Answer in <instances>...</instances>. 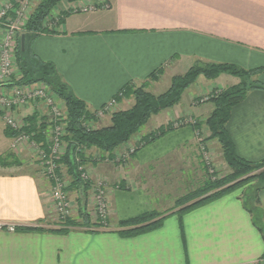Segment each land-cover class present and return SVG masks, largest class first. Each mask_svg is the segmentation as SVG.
Returning a JSON list of instances; mask_svg holds the SVG:
<instances>
[{
	"label": "crops",
	"instance_id": "0c3cea01",
	"mask_svg": "<svg viewBox=\"0 0 264 264\" xmlns=\"http://www.w3.org/2000/svg\"><path fill=\"white\" fill-rule=\"evenodd\" d=\"M78 3H99L108 8L87 15H68L61 25L53 27V33L36 39L33 51L42 61L55 65L91 112L102 108L127 84L145 85L147 91L160 95L169 89L173 77L184 75L197 63L233 64L245 70L264 68V0ZM64 6L60 12L67 13L68 5ZM159 69V79L151 81V74ZM256 79L264 85V72ZM240 82L229 74L215 80L200 77L179 104L162 112H167L163 122L142 132L141 137L183 117L204 123L214 109L199 116L188 109H199L207 102H199V98ZM164 83H169L167 90L156 93ZM184 96L187 105H183ZM134 104V98H124L118 102L117 110L130 109ZM33 114L47 116L35 103L16 116L25 120ZM109 124L110 120L106 125ZM228 131L242 159L264 160V90L253 89L234 107ZM8 141L13 148L15 137L7 132L5 123L4 127L0 123V225L17 227L15 232L0 228V264H264L263 237L240 200L244 189L182 217L168 216L162 227L145 234L119 233L121 221L172 207H164L160 197L153 194L152 186H147L148 178H172L170 168L177 169L179 161H191L198 173L194 169L193 178L204 179L198 163V136L191 126L176 129L127 158L123 171L120 165L116 167L114 172L119 177L114 176V182L107 187L110 227L97 233L80 227L66 233L54 231L59 221L53 210L51 181L40 166L32 168L30 149L25 146L11 151ZM214 142L209 143L216 145ZM128 145L115 154L119 155ZM106 158L101 155V161L93 164L104 174L109 173L106 168L115 167ZM154 162L163 166L148 169ZM224 166L226 172H218L220 176L228 172ZM62 173L64 178L68 176L66 170ZM174 181H163L162 187H157L159 192L169 197L173 192L179 193ZM74 195L78 198L75 191ZM259 200L264 211V189ZM72 218L78 220L79 213Z\"/></svg>",
	"mask_w": 264,
	"mask_h": 264
},
{
	"label": "trees",
	"instance_id": "16d2710c",
	"mask_svg": "<svg viewBox=\"0 0 264 264\" xmlns=\"http://www.w3.org/2000/svg\"><path fill=\"white\" fill-rule=\"evenodd\" d=\"M81 1L84 0H41L19 35L16 51L17 77L19 78L16 83L19 85L42 84L47 86L52 93L64 102L68 112V126L63 137L67 147L58 164L61 169H66V173L71 180L67 190L75 191L79 194L77 199L79 219L70 217L61 221L54 231L66 233L72 228L80 227L97 233L106 229L98 220H92L88 211V194L93 185L83 179L84 171L80 169L86 167L92 161L91 156H87L89 150L95 149L103 156H108V159H114L115 153L122 146L130 143L153 116H157L179 104L183 94L200 77H204L207 80H215L223 74H229L238 77L241 80L240 84L213 92L207 100V102L214 103L213 112L204 123L197 120L192 126L199 133L204 126L208 128L210 135L207 140L208 142L215 141L219 145L228 172L224 176H220L218 173H210L209 165L205 163L201 156H199L200 161L198 163L204 175L202 180L197 176L193 178L194 174L192 173L194 169L195 172L197 170L194 164L193 172L189 171L188 174H186L185 170L187 167L185 163L188 164V162L182 163L180 165L181 169L170 168L169 175H172V178L157 176L154 179L158 181H148L147 186H152L153 194L156 195L159 194L160 190V188H157L158 183L162 187L163 181L168 182L171 180L175 182L174 180H178V173V175L186 174L184 179L177 182V186L179 185L178 190L176 188L173 189L179 193L173 192L171 197L168 194L166 195L167 200H173L170 205L172 207L162 212L152 210L121 221L118 223L119 233L123 236L145 234L162 227L168 216L178 215L182 217L184 214L206 203L239 189H244L240 200L250 213L253 225L259 230L264 240V211L261 210L259 200V194L264 189V160L250 162L242 159L238 155L228 131V123L234 107L239 105L253 89L264 90V85L256 79L264 72V68L245 70L233 64L197 63L184 75L173 77L169 89L160 95H154L147 91L145 85L137 87L127 84L114 98L120 102L124 98L132 97L135 100V104L130 109L115 111L108 117L110 120L109 125L101 127L102 124L100 125L99 123L96 129L88 130L84 126V120L91 118L92 113L88 109L87 104L73 93L53 63L42 61L33 51V44L39 36L54 32V29L48 26L47 20L57 9L58 5L63 2L77 3ZM69 12L71 11L67 13ZM62 14L57 22L58 25H61L62 18L66 13ZM23 37L25 49H22L21 45ZM161 73L162 69L155 71L151 74L150 80L157 81L159 79L158 75ZM25 122L26 126L20 132L32 135L36 142L43 144L44 148L48 150L47 138L44 134L49 129V125H51L48 117L33 114L27 117ZM188 124L186 119H181V121L176 123H169L159 127L147 136L142 137L139 143L135 144V153H132L131 156L163 138L168 133L183 128ZM7 132L14 137L18 135V133L13 132L9 128H7ZM162 166V163L154 162L147 168L155 170L154 168ZM246 186L248 187L247 189ZM249 191H253V195Z\"/></svg>",
	"mask_w": 264,
	"mask_h": 264
},
{
	"label": "built area",
	"instance_id": "2783aa9c",
	"mask_svg": "<svg viewBox=\"0 0 264 264\" xmlns=\"http://www.w3.org/2000/svg\"><path fill=\"white\" fill-rule=\"evenodd\" d=\"M19 1V0H17ZM97 5L103 4H73L68 5V11L71 12H90L94 11ZM108 7V5H105ZM13 8V9H12ZM23 9L18 11L14 9L12 2L7 1L0 10V114L5 119V126L13 132L18 133L15 136L13 148L17 150L19 147L28 145L32 148L37 161L40 163V169L43 175L52 183L51 199L53 204L54 214L59 222L64 221L74 214V203L70 200L67 193V184L63 177V170L58 164V161L66 152L67 144L63 137L68 126L67 108L62 100H60L52 91L45 85H19L17 84V63L16 51L19 42L20 32L24 28L20 27ZM14 12V20L10 18L9 13ZM63 12H59L61 14ZM16 79V81H15ZM208 97L203 101H207ZM32 103L38 104L45 111V117H48L51 125L44 133L47 138L48 150L43 144L36 142L31 135L21 133L23 127L26 126L24 119L18 118L16 115L19 111L24 109L27 105ZM118 101L116 98L110 100L102 108L91 112V118L84 120V126L88 130L96 129L101 121L111 116L117 111ZM191 124L195 121L190 119ZM189 121V122H190ZM20 133V134H19ZM27 147V146H26ZM135 150V149H134ZM130 151V154L134 153ZM202 150L205 148L202 146ZM121 157V155H119ZM127 157V156H125ZM128 158V157H127ZM64 169V168H63ZM83 170V179L88 181L89 176L86 173V167ZM213 173V171H210ZM92 217L95 215L104 228H109V204L107 201V189L104 181L100 180L96 184V191L94 202H92ZM94 213V214H93ZM0 228H6L11 232H15L17 227L15 225H0Z\"/></svg>",
	"mask_w": 264,
	"mask_h": 264
},
{
	"label": "rangeland",
	"instance_id": "374dc122",
	"mask_svg": "<svg viewBox=\"0 0 264 264\" xmlns=\"http://www.w3.org/2000/svg\"><path fill=\"white\" fill-rule=\"evenodd\" d=\"M7 1H10V2H12V4H13V6H14V9H16L17 11L20 9H23L24 8V12H23V19H22V21H21V24H20V27L21 26H23L27 21H28V19L30 18V16H31V14H32V12L37 8V6L39 5V3H40V1L41 0H19V1H17V0H0V10L3 8V5L4 4H6V2ZM72 4H74V3H68V2H63V3H61V4H59L58 5V7H59V12H60V9H64V5H72ZM75 4H77V3H75ZM57 7V8H58ZM106 8H108V7H106L105 5H97V7H96V9L94 10V11H98V10H101V9H106ZM13 9V8H12ZM59 12H57L56 10L52 13V15H51V17L47 20L48 21V26L49 27H56L57 25H58V20L60 19V15L62 14H59ZM66 12V10L65 11H63V13H65ZM90 12H93V11H90ZM90 12H78L77 14L78 15H87L88 13H90ZM76 12H69V13H66L64 16H63V18H62V22L64 21V19H65V17H67L68 15H70V14H75ZM9 15H10V18L11 19H13L14 20V17H15V13L13 12H10L9 13ZM63 15V14H62ZM91 15V14H90ZM62 24V23H61ZM228 77V76H227ZM229 77H231V76H229ZM168 84L169 83H164V84H161L160 86V88H157L156 89V93H158V92H164L165 90H167V88H168ZM164 90V91H163ZM211 95V94H210ZM210 95H208V96H204V97H202V98H199V102H201V101H204L207 97H209ZM133 99V98H132ZM184 104L183 105H187L186 103H187V96H184ZM206 102V101H205ZM178 107H180V106H178ZM215 108V105H214V103L213 102H206L205 104H202V106L199 108V109H196V108H194V109H188V110H190V111H192V112H194V114L196 115V116H199L200 114H202V113H208L209 111H211V110H213ZM175 111H179V110H182V109H174ZM165 113H167V112H165ZM165 113H162L160 116H158V117H152L148 122H147V124L142 128V130L140 131V133L139 134H137L135 137H134V140H133V142H130V143H128L129 145H128V147H126L125 148V150L122 152L121 150L119 151V155H121V157H119V155H114V159H108V158H106L108 161H110V162H112L113 163V165L115 166V167H111V169L108 167V168H106L105 170H107L109 173H107V174H104L103 172H101L100 171V169H96V167L93 165L94 163H97V162H100L101 160H100V156L102 155V154H100L97 150H95V149H92V150H89L88 151V155L87 156H91V158H92V161H91V163H89V164H87L86 165V173H87V175L89 176V182L93 185V187L91 188V190H90V192H89V194H88V211H89V214H90V216H91V218H92V202H94V197H95V191H96V184H97V182L98 181H100V180H102V181H104V183H105V187H106V189H107V187L109 186V185H111L112 184V182H114L113 181V177L114 176H118L117 174H115V172L114 171H116L115 169H116V167L117 166H119L120 165V169L123 171V163H126L127 162V157L128 158H130V157H132L131 156V154H130V151L132 150H134L135 148H136V143H139V140L142 138L141 137V134H142V132H148L149 130H151V128H154L156 125H159V124H161V122H163V119L165 118V116H166V114ZM44 117V116H43ZM181 119H186L187 120V122L189 123L187 126H193V124H191V121H190V119H192L191 117H186V118H180V119H178L177 121H181ZM208 119V118H207ZM207 119H205V121L207 120ZM195 122L197 121V120H195V119H193ZM177 121H175L174 123H176ZM190 121V122H189ZM204 121V122H205ZM0 123H1V125L4 127V123H5V119L4 118H1L0 119ZM109 123V119H108V117L107 118H105L103 121H101L100 122V125H101V127L102 126H106V124H108ZM195 124V123H194ZM99 126V125H98ZM161 126V125H160ZM187 126H184V127H187ZM204 128L205 129H203L202 128V130L200 131V133L199 132H197V136H198V146H197V150H198V154L201 156V158H203L204 159V161H205V163L207 164V165H209V167H210V171L212 170L213 171V174H215V173H218V172H226L225 170H224V168L223 167H225L224 165H225V162L223 161V158H222V155H221V150H220V147H219V145L216 143V142H214L216 145H213V143H209L208 142V140H207V138L209 137V135H210V133H209V131H208V128L206 127V126H204ZM9 142V144H8V147H10L11 149V151L12 150H14L11 146H12V144H11V141H8ZM27 146V150H29L30 149V152H28V154L29 155H31V158L33 159V161H34V163H33V165L34 166H32V168L33 169H38L37 167H39V165H38V161H37V158L35 157V154L33 153V149L32 148H30L28 145H26ZM124 146H126V145H124ZM202 146H204V148H205V150L203 151L202 150ZM23 148V146L21 147V149ZM31 151H32V153H31ZM134 153H135V150H134ZM125 156H127V157H125ZM113 158V157H112ZM183 163V161L181 162V161H179L178 162V168H180L181 166H179V165H181ZM186 164V168H185V170H186V174H188V172L189 171H192L193 172V163L191 162V161H189L188 162V164L187 163H185ZM112 165V164H111ZM177 165H174L173 167H176ZM189 167V168H188ZM188 168V169H187ZM190 169V170H189ZM66 169L64 168V170L63 171H65ZM191 172V173H192ZM211 173V172H210ZM179 174V173H178ZM177 174V176H178V180H176L177 182H179V180H182L183 179V175L184 174H180V175H178ZM185 174V175H186ZM106 175H110V177L107 179V177L108 176H106ZM225 175V174H224ZM119 177V176H118ZM149 179V182H156V181H158V180H155L154 178H148ZM162 180V179H161ZM65 181H66V184H67V188L69 187V185H70V183H71V180H70V178L68 177V176H66L65 177ZM118 184H120V183H118ZM159 185H160V183H158ZM152 185V184H151ZM250 185V184H249ZM249 185H248V187H249ZM252 185H254V183H252ZM247 186H246V189L248 188ZM67 190V189H66ZM250 192V194L251 195H253V191H249ZM67 193H68V195H69V197H70V200L74 203V207H73V210H74V215H73V217L76 215V214H78L79 213V205H78V202H77V199L78 198H75L76 196L74 195V191H68L67 190ZM77 195H79V194H77ZM158 197H160V200H161V203H163V205H164V207H168L169 205H171L172 204V201L173 200H167L166 199V196H164V195H162L161 194V191L159 192V194H156ZM250 195V196H251ZM109 206V205H108ZM91 212V213H90ZM94 214V213H93ZM109 215H110V210H109ZM96 217H95V215H93V219L92 220H94V221H96ZM109 224V226H107V227H110V223H108Z\"/></svg>",
	"mask_w": 264,
	"mask_h": 264
},
{
	"label": "water",
	"instance_id": "95a60500",
	"mask_svg": "<svg viewBox=\"0 0 264 264\" xmlns=\"http://www.w3.org/2000/svg\"><path fill=\"white\" fill-rule=\"evenodd\" d=\"M22 49H25V41H24V37H23V39H22Z\"/></svg>",
	"mask_w": 264,
	"mask_h": 264
}]
</instances>
